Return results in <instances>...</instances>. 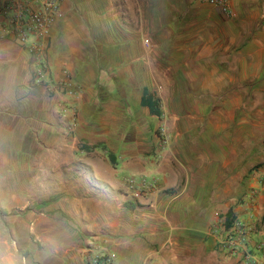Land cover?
Listing matches in <instances>:
<instances>
[{
  "label": "crops",
  "instance_id": "0c3cea01",
  "mask_svg": "<svg viewBox=\"0 0 264 264\" xmlns=\"http://www.w3.org/2000/svg\"><path fill=\"white\" fill-rule=\"evenodd\" d=\"M63 13L43 61L50 79L70 76L78 92L32 86L28 51L0 45V264H89L107 247L123 251L128 243L107 232L132 225L99 197L121 175L201 195L195 168L173 152L177 139L160 162L151 158L160 126L209 136L214 188L225 170L224 188L243 181L264 211V167L250 174L264 163V108L251 103L259 89L264 98V0H232L229 12L198 0H67ZM145 89L160 116L142 106ZM93 145L121 158L112 165Z\"/></svg>",
  "mask_w": 264,
  "mask_h": 264
},
{
  "label": "rangeland",
  "instance_id": "374dc122",
  "mask_svg": "<svg viewBox=\"0 0 264 264\" xmlns=\"http://www.w3.org/2000/svg\"><path fill=\"white\" fill-rule=\"evenodd\" d=\"M3 43L19 45L15 41H3L0 45ZM31 60L35 64L32 56ZM31 68L32 86H39L34 83L35 65ZM40 86H44L50 95L55 94L45 85ZM259 91L257 98H260ZM257 98L252 94V106L256 103L257 108H264V98ZM187 125L180 126V135L169 134L166 127L160 126L155 133L157 151L151 158L160 162L171 141L177 139L181 146L174 147L173 152L186 167L192 165L195 168L198 184H192V188L201 185L202 194L194 195L193 189L190 194L178 196L179 189H176V194L170 195L161 188V180L156 176L121 175L117 191L114 190L106 196L100 193L99 197L113 205L118 212H122L125 225H132L107 232L109 239H116L117 243L124 241L128 243V247L123 251L116 245L112 249H102L99 254L91 257L89 263L94 258L108 259L115 255L110 264H264V211L258 213L255 210L259 191L244 189L243 181L235 192L225 189L230 176L225 170L218 173L220 182L219 190H216L215 182L211 180V174L214 173L210 172V137L190 130L192 124ZM132 134L129 132L128 136L131 137ZM261 135L264 134L260 133ZM90 148L91 153L101 150L99 145ZM101 152L109 161L111 156H115L117 160L121 158V154L114 147L103 148ZM201 157L202 166L199 165ZM263 167L264 163L252 164L250 174L258 173ZM15 183L19 184V180L15 179ZM249 205L253 208L251 216L248 212ZM230 209L233 210L235 222L231 228H227L226 216ZM14 215L16 213L12 211V216ZM118 253H122V256ZM149 255L151 258L147 260Z\"/></svg>",
  "mask_w": 264,
  "mask_h": 264
},
{
  "label": "built area",
  "instance_id": "2783aa9c",
  "mask_svg": "<svg viewBox=\"0 0 264 264\" xmlns=\"http://www.w3.org/2000/svg\"><path fill=\"white\" fill-rule=\"evenodd\" d=\"M67 0H0V43L15 41L35 59V85H45L54 93L74 94L77 87L69 76L52 80L48 64L43 61L48 42L57 24L63 20V6ZM225 12L231 10L232 0H198ZM108 259L94 258L89 264H110Z\"/></svg>",
  "mask_w": 264,
  "mask_h": 264
},
{
  "label": "trees",
  "instance_id": "16d2710c",
  "mask_svg": "<svg viewBox=\"0 0 264 264\" xmlns=\"http://www.w3.org/2000/svg\"><path fill=\"white\" fill-rule=\"evenodd\" d=\"M142 106L148 107L151 114L155 116H160V106H159V101L157 99H154L151 94H149L148 90H144V95L142 97L141 101ZM111 162H115V159L113 156L110 157ZM2 214L4 213L3 211H0ZM5 214V213H4ZM234 214L233 210H229L226 216V227L231 228L235 222L234 220Z\"/></svg>",
  "mask_w": 264,
  "mask_h": 264
}]
</instances>
